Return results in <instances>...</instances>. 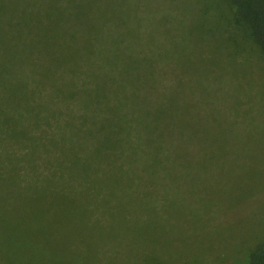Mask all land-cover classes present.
Returning a JSON list of instances; mask_svg holds the SVG:
<instances>
[{
  "label": "trees",
  "instance_id": "obj_1",
  "mask_svg": "<svg viewBox=\"0 0 264 264\" xmlns=\"http://www.w3.org/2000/svg\"><path fill=\"white\" fill-rule=\"evenodd\" d=\"M106 1L94 0L102 19L88 0H0V212L64 228L54 193L94 196L71 207L135 241L159 222L127 204L138 195L152 210L159 182L176 176L174 165L198 170L200 153L187 148V106L172 103L154 69L133 65L141 52L106 18ZM233 3L264 52V0ZM100 199L111 217L94 206ZM249 264H264V242Z\"/></svg>",
  "mask_w": 264,
  "mask_h": 264
},
{
  "label": "rangeland",
  "instance_id": "obj_2",
  "mask_svg": "<svg viewBox=\"0 0 264 264\" xmlns=\"http://www.w3.org/2000/svg\"><path fill=\"white\" fill-rule=\"evenodd\" d=\"M109 2L106 18L122 22L141 52L133 65L154 69L172 103L187 106V148L200 153L198 170L188 176L174 165L176 176L155 188L153 211L133 196L135 213L158 227L166 221L135 241L121 239V225L108 219L88 221L84 205L71 207L94 196L54 193L51 205L69 228L0 212V264H249L264 242V52L233 0ZM94 206L113 215L106 200Z\"/></svg>",
  "mask_w": 264,
  "mask_h": 264
}]
</instances>
